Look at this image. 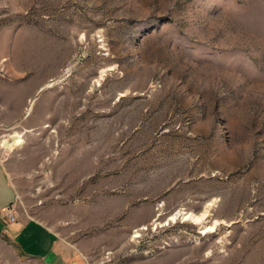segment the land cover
<instances>
[{"label": "rangeland", "instance_id": "obj_1", "mask_svg": "<svg viewBox=\"0 0 264 264\" xmlns=\"http://www.w3.org/2000/svg\"><path fill=\"white\" fill-rule=\"evenodd\" d=\"M0 160L70 261L264 264V0H0Z\"/></svg>", "mask_w": 264, "mask_h": 264}, {"label": "crops", "instance_id": "obj_2", "mask_svg": "<svg viewBox=\"0 0 264 264\" xmlns=\"http://www.w3.org/2000/svg\"><path fill=\"white\" fill-rule=\"evenodd\" d=\"M17 199L15 185L0 160V212L14 205ZM0 233L11 242L18 252L29 259L40 260L44 264H82L69 260L70 251L61 249L57 235L42 223L29 219L5 224Z\"/></svg>", "mask_w": 264, "mask_h": 264}, {"label": "bare ground", "instance_id": "obj_3", "mask_svg": "<svg viewBox=\"0 0 264 264\" xmlns=\"http://www.w3.org/2000/svg\"><path fill=\"white\" fill-rule=\"evenodd\" d=\"M208 209H209V207H206V210L203 212V214H201L199 216L191 215L189 213L178 212V213H176L175 215H173L171 217V220L174 221L176 218L180 217L181 222L189 221V222H191L193 224H197V225L199 224L200 225L202 223V221L206 218V215L208 214ZM207 227L208 226H206V225L204 226L203 225L201 227V232L200 233L201 234H205L207 232H210V230L212 228L211 227L210 228H207ZM143 230H145V228H143ZM137 236H138V232H135L133 238H136Z\"/></svg>", "mask_w": 264, "mask_h": 264}, {"label": "built area", "instance_id": "obj_4", "mask_svg": "<svg viewBox=\"0 0 264 264\" xmlns=\"http://www.w3.org/2000/svg\"><path fill=\"white\" fill-rule=\"evenodd\" d=\"M0 218L5 224H12L17 222V212L14 205L0 212Z\"/></svg>", "mask_w": 264, "mask_h": 264}]
</instances>
